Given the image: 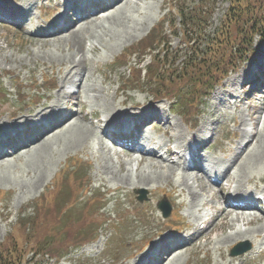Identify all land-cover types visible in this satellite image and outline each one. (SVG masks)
<instances>
[{
    "label": "rangeland",
    "instance_id": "obj_1",
    "mask_svg": "<svg viewBox=\"0 0 264 264\" xmlns=\"http://www.w3.org/2000/svg\"><path fill=\"white\" fill-rule=\"evenodd\" d=\"M2 1L16 12H5L4 16L0 17V135L14 131L15 127L24 129V125L19 121L32 122L36 116L31 115L41 111L42 105H50V108L43 109L38 116L53 112V121L60 123L75 114L80 124L91 127L95 136L103 139L104 145L100 146L95 137H89L75 145L68 133H61L49 140L48 147L40 156L31 153L12 158L7 154V150L5 155L8 159L0 164V245L5 243L9 235L15 237L18 243H29L32 248L38 242H47L52 249H47L48 257H44V264H134L144 259L141 258L142 255L145 256L156 241L169 235V232H162L165 226H181L184 223L189 230L183 229L182 232L189 236L193 233L196 218L199 216L201 223L198 227L205 229L208 226V234L200 237L187 251L180 250L171 264H264V257L257 254V250H264V238L238 240L233 244L247 242L251 249L242 256L230 257L229 251L234 245L216 242L232 231L228 226L233 215L225 220L219 218L214 223V217L218 213L209 206L198 205L196 208H190L184 187L181 198L173 196L181 190V167L176 170L175 177L165 180L160 177L165 168L156 169V166H152L151 164L155 165L157 162H154L150 155L143 157L137 164L142 157L137 153L127 157L123 147L113 145L108 139L107 133L111 134L113 128H106L105 132L103 130V120L112 104L114 109L110 110L109 115L114 113V117H120L126 111L140 113V109L146 105H153L160 108V120L151 121L143 130L145 137H142V147H145L146 152L156 148L157 157L176 161L174 156L165 155L166 148L177 150L176 136L189 142L190 136L203 128V135L198 141L206 146V151L199 153V157L207 159L204 165L206 169H203L209 170L210 162L223 159L224 150L235 153L244 133L255 130L256 127L264 130V111L258 122L253 116V108L257 111L258 107L264 105V89L254 90L253 86L241 88L244 78L253 79V75L260 76L264 72V45L258 47L254 56L236 73H229L226 80L213 86L215 90L205 101L203 108L196 107L199 101L196 98L190 106L188 102L191 101H186L180 114L173 113L169 109L168 101L156 99L146 93L150 88L147 83H136L149 63L148 57L143 58L141 55L143 59L141 58L142 62L138 64L139 59L131 56L135 54V49L131 47L146 38L155 28L158 29L157 36L159 35L157 26L168 17V0H130L131 3L123 6L122 11L117 13L120 14V20L113 24L111 19L105 18L106 14L102 11L112 0L92 13L84 10L80 14L78 11L77 17L73 16L72 9L61 24L63 29L58 30L62 31L61 34L56 32L55 38L49 37L47 41H43L41 37L44 32H49L48 28L43 30L42 27L56 19L61 21L63 18L60 15L64 13V5L68 3L70 7L75 0ZM56 5L59 11L54 10ZM227 7L226 0H216L211 28L218 23ZM47 8L54 11L52 16L46 17ZM96 14H99L100 18L94 23L86 24V21L82 20L87 16L93 18ZM14 18L26 20V23L23 27L13 25ZM79 19L81 21L78 22ZM163 30L169 31L166 24H163ZM74 32L83 40L81 52H77V48L73 47L70 41L69 34ZM165 35L167 37V34ZM170 47L173 51L181 50L184 49V44L178 38H173ZM128 49H131L130 55H127ZM80 57L86 60L84 71L75 75L76 79L73 80L81 81L82 89L69 88L73 82L66 83L64 80L65 70L69 67L67 62L71 58ZM129 67L132 72L128 71ZM242 73L245 74L244 78ZM53 78L57 88L50 91L48 87ZM235 78L237 85L231 87ZM119 85L124 86L127 91L120 93L117 89ZM90 87L96 90L91 91ZM229 88H232L234 99L226 93ZM139 89L144 91L139 92ZM61 90H64L66 96L58 107H53L51 103ZM164 95L172 98L173 89L168 88ZM134 103L139 106L138 110L131 109ZM187 108H191L187 112L188 117H182ZM44 120L43 118L42 121ZM166 121L172 127L169 128ZM240 121H243V125ZM44 122L47 124L46 120ZM4 124L9 125L2 128ZM13 125L14 127H11ZM154 127L158 130H154ZM30 128L18 136L20 143L25 144L26 139H29V142L31 138H37L44 130L42 127L40 130L33 128V132ZM170 137L171 142L168 140ZM79 162L87 167L86 178L83 180H80L78 172L72 168ZM262 162L259 167L249 169L248 176H253L254 182L245 185L246 190L252 193L254 191L253 198L264 189V182L258 179L264 176V157ZM193 164L198 166L199 162ZM105 168H111L114 173H107ZM127 172L133 177L136 174H149V177L158 176L159 173L160 175L157 181L153 180L148 186L127 185L119 181ZM189 173V177L194 174L192 171ZM235 174L236 169H232L229 173L230 181H223L220 187H209L203 180L197 183L190 179L188 183H191V186L193 183V189L200 197L199 201L208 203V193L212 190L215 193L223 187L229 191L233 190ZM81 182L84 184L79 187ZM139 189L147 193V200L143 203L136 200L134 191ZM97 195L100 200L95 198V201L93 198ZM164 195L173 203V213L168 218H162L156 208V202ZM227 197L231 198L230 195ZM260 197L263 200V197ZM105 201L108 203L103 208ZM259 206L260 209L264 205ZM21 213L23 214L20 215ZM242 213L245 214L242 221L236 223V227L242 226L243 229L252 231L264 225V215L258 210ZM250 220L253 221L251 225H243ZM222 224L224 226L221 231L218 226ZM76 246L82 248L75 252L71 250ZM69 252H72L69 258L61 259ZM160 255L162 257V252L157 250L149 264H155ZM255 257L257 260L253 259Z\"/></svg>",
    "mask_w": 264,
    "mask_h": 264
},
{
    "label": "bare ground",
    "instance_id": "obj_2",
    "mask_svg": "<svg viewBox=\"0 0 264 264\" xmlns=\"http://www.w3.org/2000/svg\"><path fill=\"white\" fill-rule=\"evenodd\" d=\"M77 1H79V0H75V3ZM97 1L100 2L101 0H97ZM103 1H105V0H103ZM70 2L72 4L74 3V1H70ZM75 3L73 5H71L70 7L68 6V3L66 5H64V13L62 15H64L65 12L67 11V9H65V7H68V9H71V7H73L75 5ZM130 3H131L130 0H112L111 4L109 6L103 8V10H102L103 13L106 14L105 18L111 19L112 24H113V22L117 23L120 20V18H118L120 14L117 15V13L122 11L123 6L128 5ZM63 4H64V1H63ZM57 5H56V8H57ZM0 10L3 12H6V14L7 13L12 14L13 12H16L14 9L7 6L2 0H0ZM57 10H58V8H57ZM96 11H98V10H96ZM62 15H60V16H62ZM94 17H97V18H96V20L92 21V19ZM94 17L89 18V16H87L85 19H82V18L81 19L85 20L86 24H90V23L96 22L100 18L99 14H96V16H94ZM81 19H79L78 22L81 21ZM58 24H60V22H59V20L56 19L53 22L48 23L42 27L43 30H45L47 27L52 28L51 32H44L43 33L44 35L41 37L43 41H47L48 40L47 38H49V37L55 38L56 32H60V31H58V30H60V29H58V26H59ZM23 25H24V23L21 24L22 27H23ZM61 32H60V34H61ZM69 35H70V41L72 42L73 47L77 48V52H81L83 40L79 39L77 37V33H75V32L70 33ZM85 61L86 60L84 57H82V58L80 57L78 59L71 58L67 62V65L69 67L66 68V70H65L66 76H65L64 80L66 83H72L73 82L69 86V88L70 87H72V88L76 87L77 89H82V82L79 80H73V79H76V78H74V76L77 75L78 73H81V74L83 73ZM241 75L243 78L245 77V74L242 73ZM237 78H235L233 80V84L231 85V87H235L237 85ZM244 79L245 80L241 84V86H242L241 88L247 87V85H249L251 80H252V79H247V78H244ZM55 88H57L56 83H55ZM90 89H91V91L96 90L94 87L93 88L90 87ZM231 89L232 88H229L228 90H226V93L228 94V96L230 98L234 99V93L231 92ZM101 92H102V90H101ZM64 93H65L64 90H61L57 94V97H55L56 98L55 101L53 103H51L53 107L59 106L61 101L66 96V93L65 94ZM79 93H78V95H79ZM50 107H51L50 105H42L41 111L43 109L45 110V109H48ZM108 108L109 107L107 106L106 109H108ZM110 108L111 109L113 108V104H112V106H110ZM138 108H139V106L137 105V103H134L131 106V109L138 110ZM111 109L107 110L108 114H106V117L103 120L104 132H105V129L109 128V127L113 128V130L123 132V130H125L126 128H129V125L131 122L140 121L141 125L138 127V130L141 131V133H143V130H145L147 128V126L150 125L149 123L151 121L153 122L156 119L160 120L159 119L160 117L158 115V111L160 110V108L153 107V105H146L142 110L140 109V113H136V114L132 113L131 111H126L120 117H118V116L114 117L113 116L114 113L112 114V116L109 115ZM253 109H254V114H253L254 119L256 120V122H258L260 115L264 111V105L262 104L260 107H258L257 111L255 110V107ZM41 111L35 113L34 115H31V116H36L32 120V122H29L28 120L19 121L24 126H28L29 124H32V131H34L33 128L36 130H40L41 127L44 128V130H43L42 134L40 136H38L37 138H31V141H29V142L27 141L28 142L27 144L26 143L25 144L18 143V146L15 149H13L11 154L7 153L12 158H14V157L19 158L20 156H22L24 154L27 155V154H31V153L36 154L37 156H40L41 154H43L45 149L48 147L49 140L51 138L53 139L55 136H57L61 133H68V135L70 136L71 142L75 145L80 144L82 141H86L89 137H95L99 140L100 146L103 147V145H104L103 139L101 137H96L94 134V131L91 129V127L89 128L88 126L80 124L78 122L80 120H78L79 119L78 117H77L78 119L76 118L75 114L71 115L68 119H64L61 122L59 121L60 123H56L52 119L53 115H54L53 112L43 113L42 117L47 121V124L45 123L46 125H43L41 123L43 118L38 116ZM122 120L124 121V123L121 124ZM20 123H19V125H20ZM166 123L169 126V128L172 127L168 121H166ZM240 123L243 125V121H240ZM8 125L9 124H4L2 126V128L6 127ZM11 127H14V125ZM154 130H158V129H156V127H154ZM202 130H203V128L199 129L194 134H192L190 136L189 142L183 141L181 139V137H179V136L175 137V139L178 141L175 145L177 150L175 149V151H172L171 149L166 148L164 153H165V155H169L171 157L174 156L176 158L175 159L176 161H169L170 159L167 161V160H163L162 158L157 157V154H156L157 149L156 148L150 149L149 153H147L146 149L143 148L141 145L142 136L139 138V140H136L135 143L128 145V146H121V147H123L124 150H126V156L127 157H131L135 153L139 154L142 157L141 159H139L137 161V164H139L140 160H143V157H145L147 155L149 157V155H150L152 157V160H154V162H157L155 165L151 164L152 166H156V169L165 168L163 174H161V176H160L162 178H165V180H168L172 176L177 175V174H175V172H176V170H178V168L181 167V169L183 170V175L181 176L180 183H179V187L181 190L178 192H175L173 196L175 198H181L183 187H184V189H186L187 196L189 198L188 203H189L190 208H196L198 205H201L204 207L209 206V208L211 210H214L218 213L214 217V223H216L215 221H217L219 218L225 220L229 216L233 215V217L231 219V224H229V226H228V228H230L232 231L229 234L224 235L216 243L233 244L240 239L264 238V225L258 226L252 231H250L248 229H243L242 226L236 227V223L238 224L239 222H241L242 218H243L242 216H244V214H245V213H242V211L254 210V209H246L245 208V205L248 202L249 203L254 202L255 204L259 205V201H260V198L258 197L259 195L262 196L263 200H264V189L261 191V193H257L256 198H253L255 196L254 191L252 193V192L246 190V188H245V185L254 182V177L248 176V174L250 172L249 169H251V168L255 169V168L259 167L261 164H263L262 159L264 157V130H259L258 127H256L255 130H251V131H248L247 133H244L241 136V142L238 143V145L236 147L235 153H231L229 150H224L223 151L224 152L223 159H220V161L214 160V162H210V169L209 170H204V169H206L204 165H205V161L207 159H204L203 156H202V158L199 157V153L203 154L206 151V146L203 143L199 142L200 140L198 141L199 137H202V135H203ZM14 131H16V133L18 131L23 132V130L17 129V127H15ZM27 140H29V139H27ZM168 140L171 142L172 137H170ZM146 141H147V139H146ZM9 145L10 144H8L6 146H9ZM114 145L116 146V144H114ZM197 145L200 148L196 152ZM178 150L180 152H178ZM187 157L189 159H187ZM7 159H8V156L5 155V151L3 150L1 155H0V164L3 162H6ZM155 160H158V161H155ZM196 161L199 162L198 166H195L193 164V162H196ZM157 165H158V167H157ZM203 167H204V169H203ZM232 169H236V174H235L236 179L234 180L235 186H234L232 191H229L227 188L223 187V188H220L219 192H217V193H215L213 190L210 193H208L203 187H200L201 190L206 191V193H208V196L210 197L211 204H210V202L201 203V201H199L200 197L197 195V192L193 189V183H192V186H191V183L190 184L188 183L190 179L194 180V182H197V183L200 182L201 180H203L205 182V185H208L209 187H213V186L220 187V185L223 181H225V180L227 182L230 181L229 173ZM105 170L107 171V173L108 172L112 173V174L114 173L111 168H105ZM160 171H163V170H160ZM191 171L194 172V174L192 175V177H189V175H190L189 172H191ZM159 175H160V173H159ZM158 176L149 177V174L148 175L136 174V176L133 177L132 174L127 172L125 175H123L121 178H119V181L124 183V184H127V185L128 184L129 185L139 184V185H143V186H146V185L148 186L154 182L153 180L157 181L159 179ZM258 179H260L259 180L260 182H264V176H260ZM229 192H230V194H229ZM227 195H230L231 198L228 199ZM259 207H261V206H259ZM257 210L261 214L264 215V208L263 207L260 209L258 208ZM237 211H241V212L237 213ZM252 222L253 221L250 220L249 222H247L243 225L244 226L245 225H251ZM199 223H201V217L198 216L196 218V226L193 229L194 230L193 233L189 236L188 235L185 236L184 238H182V236H177V235L176 236H170V237H167V236L162 237V239H160L159 241H156L157 243L155 242L150 247V249L147 251L145 256L142 255L141 258H144V259H140L139 262H135L134 264H149L153 254L156 253L157 248L162 252V257L160 255V258L157 259L155 264H171L175 260L176 256L178 255V252L180 250L187 251L192 246V244L194 242H196L200 237H202L204 235L206 236L208 234V231H207L208 226L205 227V229H204V227H203V229H199V227H198ZM223 226H224V224L218 226V229L222 231ZM226 226H227V224H226ZM184 239L186 241H184ZM262 252H264V250ZM246 264H248V262H246Z\"/></svg>",
    "mask_w": 264,
    "mask_h": 264
},
{
    "label": "trees",
    "instance_id": "obj_3",
    "mask_svg": "<svg viewBox=\"0 0 264 264\" xmlns=\"http://www.w3.org/2000/svg\"><path fill=\"white\" fill-rule=\"evenodd\" d=\"M226 1L228 7L218 24L211 28L216 0H169L168 17L157 26L159 35L155 28L131 47L135 49L133 53H140L131 56H140L139 60L141 55L149 58L144 74L136 83H147L150 86L148 94L152 96L165 93L168 88L173 89L174 94H179L176 99L180 98L183 107L186 101L197 97L202 101L213 86L249 60L255 53V43L264 44V0ZM163 24L169 31L163 30ZM173 38L183 42L184 49L173 51L170 47ZM128 51L127 55H130L131 49ZM190 109L184 110L187 117ZM76 168L80 180L85 179L87 167ZM83 184L81 182L78 186ZM98 196L93 199L98 200ZM28 244L18 243L9 235L0 245V264H44L50 245L38 242L32 248Z\"/></svg>",
    "mask_w": 264,
    "mask_h": 264
},
{
    "label": "water",
    "instance_id": "obj_4",
    "mask_svg": "<svg viewBox=\"0 0 264 264\" xmlns=\"http://www.w3.org/2000/svg\"><path fill=\"white\" fill-rule=\"evenodd\" d=\"M135 193L138 194L137 200L139 202L146 200V192L144 190H138V191H135ZM157 206L162 211L163 217L169 216V213H170L169 205L165 203L164 200L158 202ZM249 249H250V246L248 244H239L237 247L232 249L231 255L234 256V255L242 254Z\"/></svg>",
    "mask_w": 264,
    "mask_h": 264
}]
</instances>
